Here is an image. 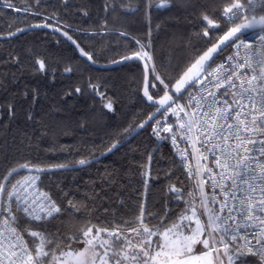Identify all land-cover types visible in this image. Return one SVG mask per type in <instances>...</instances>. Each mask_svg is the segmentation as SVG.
Masks as SVG:
<instances>
[{"label": "trees", "instance_id": "16d2710c", "mask_svg": "<svg viewBox=\"0 0 264 264\" xmlns=\"http://www.w3.org/2000/svg\"><path fill=\"white\" fill-rule=\"evenodd\" d=\"M12 2L21 9L30 6V11L16 12L0 3V35L47 23L68 31L95 54L99 64L131 55L139 49L137 40L143 44L151 40L149 67L154 64L159 75L174 82L210 46L205 43L208 38L197 35L202 29L201 12L221 24L215 30L218 37L229 27L220 13L231 0H172L168 8L150 9L147 0H40L38 6L34 0ZM261 16L264 11L255 15ZM37 60L45 62L46 71L38 70ZM142 84L138 63L94 69L50 31L33 29L0 41V176L25 160L44 168L91 161L79 170L42 176V188L58 204L66 206L72 200L81 208L52 220L47 224L49 232L72 234L85 220L110 226L114 220L132 218L138 201H145L156 213L169 209L178 213L186 206L169 189L175 185L190 191L193 184L183 176L166 138L153 133L152 123L133 133L155 110L143 101ZM76 88L81 92L76 93ZM150 92L156 99L163 95L159 88ZM109 101L112 111L105 107ZM9 104L14 105V117L8 115ZM29 113L32 119L27 118ZM114 143L112 154L92 161Z\"/></svg>", "mask_w": 264, "mask_h": 264}, {"label": "snow or ice", "instance_id": "6c2138e0", "mask_svg": "<svg viewBox=\"0 0 264 264\" xmlns=\"http://www.w3.org/2000/svg\"><path fill=\"white\" fill-rule=\"evenodd\" d=\"M171 2L147 0V7L168 8ZM0 3L16 12L30 11V6L17 8L12 0ZM34 3L38 6L40 0ZM248 5L255 10L264 7V0H248ZM247 13L241 0L227 3L220 17L229 27L216 37L221 24L201 12L202 29L197 35L208 38L205 43L210 46L174 82L159 75L154 64L148 68L151 40L147 44L137 40L139 49L123 57L146 62L143 96L155 108L148 117L155 120L154 133L160 134L157 129L171 133L176 145L179 131V139L193 147L192 153L180 152L181 166L194 181L191 190L175 185L169 189L186 206L178 213L171 209L156 213L145 201H138L130 219L114 220L107 227L85 220L72 234L51 233L48 223L81 208L72 200L66 206L58 204L40 187L42 176L52 168L25 160L0 176V264H264V16L249 19ZM37 27L50 25L28 26ZM54 31L71 41L87 61L96 62L95 54L81 47L68 31ZM246 33L251 35L246 38ZM226 48L233 53L215 65ZM36 63L39 71H46L43 60ZM157 88L163 92L158 99L150 92ZM105 107L112 111V102ZM8 115H15L12 104ZM169 115L176 118L175 125L168 122ZM27 118L32 119L30 113ZM116 147L114 143L108 151ZM197 157L193 168L190 161ZM21 173L22 178L16 179Z\"/></svg>", "mask_w": 264, "mask_h": 264}, {"label": "water", "instance_id": "95a60500", "mask_svg": "<svg viewBox=\"0 0 264 264\" xmlns=\"http://www.w3.org/2000/svg\"><path fill=\"white\" fill-rule=\"evenodd\" d=\"M35 25V24H33ZM57 28V27H54V26H51L50 27H47V28H44V27H37V28H31L29 29L28 26L26 27H23V28H20V29H28L22 33H18L16 36H9L8 34L7 35H0V41H5V40H9V39H12L14 37H17L23 33H27V32H30L32 31L33 29H42V30H46V31H50V32H53L54 34L60 36L61 38H63L68 44H70V46L76 51L77 55L80 57V59H82L83 61H85L88 65H90L92 68L94 69H98V70H111V69H115V68H118L122 65H125V64H128V63H132V62H136L138 63L141 68H142V71H143V83H144V77L146 75V69H145V61H138V60H124L123 58L122 59H119L117 61H114V62H111V63H108V64H99V63H92V62H89L86 60L85 57L81 56L79 54V51L76 49V47L71 43V41L67 40L61 32H58V31H54V29ZM259 29H257L258 31ZM148 64V63H147ZM148 68L150 69L149 65H148ZM149 79H150V75H149ZM141 96H142V99L143 101L145 102V104H147L148 106H151V103L147 101V99L143 96V84H142V89H141ZM153 113H155V110L153 112H151L141 123H144L145 121H148L147 123H145L144 127L141 128L139 127V124L135 129H134V134H137L139 133L141 130L145 129L146 127H148L154 120L152 121H149L148 120V117L150 115H152ZM159 116L157 115L156 118H158ZM116 150V148H114L111 152L109 151H106L102 154H100L99 156H97L95 159H93L92 161L93 162H98L99 160L107 157L108 155L112 154L114 151ZM91 163V161H89V163L85 164V165H80V164H75V165H70V166H66L65 168L63 169H58L56 167H53L52 168V171L51 172H61V171H75V170H79V169H82L84 167H87L89 164Z\"/></svg>", "mask_w": 264, "mask_h": 264}, {"label": "built area", "instance_id": "2783aa9c", "mask_svg": "<svg viewBox=\"0 0 264 264\" xmlns=\"http://www.w3.org/2000/svg\"><path fill=\"white\" fill-rule=\"evenodd\" d=\"M243 4H244L246 7H248V13H247V15H248V18H249V19H251L252 16H255L257 12H259V11H264V7H256L255 10H253L252 7L248 5V0H246L245 2H243ZM257 34H259V30L257 31ZM249 35H251V33H248V34L246 35V38H247V36H249ZM233 51H234V50H233L232 48H230V50H229L226 54H224V55H223V56H222V57H221V58L215 63V65L220 64L221 61H222L226 56H228L229 54H232ZM241 55H243V51H241ZM215 65H213V67H215ZM170 117H171L172 120H170V119L168 118V122H169V123H173V124L175 125V124L177 123L176 118L173 117V116H171V115H170ZM157 119H160V118H157ZM154 125H155V120L152 122V126H151L152 131H153V126H154ZM157 130H158L159 133H160V134L157 135V136H164V137L166 138V140L168 141V143H169V145H170V148H171L172 151L174 152V155H175L176 161H177V163H178V166H179V168H180V170H181L183 176L185 177V179H186L188 182L194 184V181L191 180V179L188 177V175H187V168L181 166V157H180V152H181V151L187 150V153H192V152H193V147L190 146V145H188V144H186L184 140L179 139V136L181 135V134L179 133V131L177 132V136H178L177 144L174 145V144L172 143V140L170 139V136L172 135L171 133L164 132V131H162V130H160V129H157ZM153 133H154V131H153ZM154 134H155V133H154ZM155 135H156V134H155ZM197 160H198V157H197L196 159H192V160L190 161V163H191V165H192L193 168H195L196 163H197ZM204 163H210V161H208V162H204ZM21 178H22V176L19 177V178H17V179H21ZM40 187L42 188L41 184H40ZM42 189H43V188H42ZM43 190L46 191L45 189H43Z\"/></svg>", "mask_w": 264, "mask_h": 264}]
</instances>
